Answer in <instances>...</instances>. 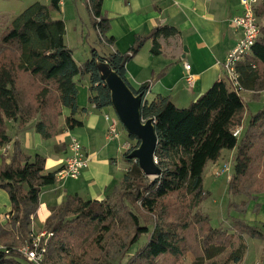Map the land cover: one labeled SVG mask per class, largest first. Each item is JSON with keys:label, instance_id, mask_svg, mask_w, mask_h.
<instances>
[{"label": "trees", "instance_id": "obj_1", "mask_svg": "<svg viewBox=\"0 0 264 264\" xmlns=\"http://www.w3.org/2000/svg\"><path fill=\"white\" fill-rule=\"evenodd\" d=\"M102 1L83 0L101 47L104 42L112 45V39L105 38L108 20L101 14ZM60 2L33 3L0 30V147L12 143L0 163V189L11 204L6 225H0V240L8 250L0 251V264L25 262L16 249L30 242L28 234L40 193L56 184L61 169L44 173L45 160L39 155L26 156L7 135V125L13 124L20 132L34 121L35 132L47 141L54 137L66 108L71 116L65 119V128L82 126L73 118L76 78H89L90 104L98 110L111 108L96 63H107L126 82L125 65L146 39H152L151 54L158 56V40L177 33L173 27H158L148 38L137 37L127 54L91 50L88 59L78 64L73 50L64 43V21L51 18V13L59 12ZM255 15L264 16V0ZM259 29L258 40L236 65L240 87L254 93L264 90V25ZM150 85L134 92L144 97ZM141 115L154 122L158 138L155 158L161 175L147 180L124 153L122 160L129 170L121 189L113 194L114 202L67 196L45 222L46 231L53 233L45 264H122L133 247L136 250L125 264H240L246 239L264 241V224L230 217V226L218 229L210 226L207 217L192 212L209 197L203 191L204 169L208 163H217L223 150L233 152L227 181L229 208L244 215L249 203L264 195V107L251 112L223 73L222 79L188 107L178 108L171 99L158 97L143 105ZM237 128L241 131L233 136ZM127 137L136 141V148L139 142ZM237 197L245 201L233 202ZM148 215L157 216L151 228L142 224ZM144 236L147 241L139 245ZM188 256L192 257L190 263L185 262Z\"/></svg>", "mask_w": 264, "mask_h": 264}, {"label": "crops", "instance_id": "obj_2", "mask_svg": "<svg viewBox=\"0 0 264 264\" xmlns=\"http://www.w3.org/2000/svg\"><path fill=\"white\" fill-rule=\"evenodd\" d=\"M47 3L48 0H45V3L41 4ZM76 5L84 10L82 15H86L87 26L91 28L83 0H61L59 12L51 13V18L64 21V39L67 19L63 15L70 14ZM260 6L261 0L256 9ZM73 12L72 19L75 21L79 19L84 24L79 14L76 16ZM241 12L240 0H103L101 14L108 20L105 38L112 39V45L103 46L102 49L105 54L114 52L127 54L137 37L148 38L158 27L175 28L176 35L169 38L161 37L158 40L160 45L158 56L151 54L152 39H146L138 53L126 63L125 79L127 85L135 92H138L142 85L151 83L143 97L144 103L150 104L156 98L162 97L171 99L178 108H186L215 82L222 79L221 63L241 37L240 31L234 29L231 20ZM262 18L264 19V16ZM76 29L74 26L73 30ZM81 38L88 39L89 34L84 36L81 33ZM67 47L73 50L74 59L75 49L68 45ZM185 64L190 65V73L196 77L192 88H188L185 81L188 74L184 68ZM75 81L77 111L73 118L82 126L73 130L65 128V119L71 116V111L66 108L62 109L54 137L47 141L35 132L34 121L20 132H16L13 124L7 125V135L18 142L26 156L33 159L39 155L45 160L44 173H52L62 168L67 157V145L72 138L79 141L89 158L87 168L81 172L77 180L57 178L55 185L42 189L35 219L30 226L34 231L42 230L51 215V210L63 203L67 196H77L84 201H103L114 194L125 174V168L120 167L119 143L106 139L107 124L103 115L110 113V108L98 110L89 103L88 77L76 78ZM242 93L244 97H241L250 111V106L254 103L259 106L261 97H264V90L257 93L250 91ZM7 146L10 151L12 143L0 147V163L1 157L6 154ZM224 151L220 157L224 155ZM228 153L230 157L233 156V152ZM217 164L219 161L215 164L208 163L203 178L207 169ZM261 196L264 195H259L254 203V206L255 204L260 206L259 212L249 224H264V203L260 201ZM240 201L239 197L235 198V203L239 204ZM254 206L249 205L246 214L252 211ZM10 211L8 194L0 189L1 226L6 225ZM242 219L246 221V218ZM250 241L252 246L246 244V252L240 264H253L256 261V264H264V241L252 239Z\"/></svg>", "mask_w": 264, "mask_h": 264}, {"label": "rangeland", "instance_id": "obj_3", "mask_svg": "<svg viewBox=\"0 0 264 264\" xmlns=\"http://www.w3.org/2000/svg\"><path fill=\"white\" fill-rule=\"evenodd\" d=\"M36 2L45 3V0H0V30H3L12 19H14L16 16L21 14L25 9H27L30 5ZM73 10H71L70 14L63 15L67 19L66 37L64 39L66 43L65 42L64 43L65 45L67 44L68 46H71L73 49H75L74 50V60L77 63L81 64L86 59H88V57L90 56L91 50H95L97 51L98 54H100L103 51V49L100 46V41H99L97 34L95 35L93 32L94 30L92 28L89 29L87 26L86 15L85 14L82 15V11L84 10L79 9L77 5L74 6ZM72 12H73V15H76V16H78L79 14L80 18L84 20L85 25L82 24L83 22L80 21L79 19L78 21L73 20L72 15H71ZM69 18L72 20H68ZM257 20H258L259 26L264 25L263 18L261 19L257 18ZM74 26L77 27L76 30H73ZM81 33H83L84 36L88 33L89 38L82 39ZM241 96L244 97V93H242ZM263 98L264 97H261V104L259 106H257L258 104L256 103H254L253 106H250V109L253 113H255L256 111L264 107ZM110 113L115 115L112 108H110ZM120 143L122 147L125 145V143L130 144L131 147H135L136 145V141L128 139L127 133L125 132L124 129L122 131V141H120ZM120 143H119V146H120ZM124 153H128V152L124 151V149L122 148V151L120 154L121 155L120 157L121 166L120 167L125 168V172H127V170H129V166L126 165V163L122 160V155ZM223 154L224 155L220 157L219 159V164L213 166L211 169H207V171L205 172L204 178H203V191L206 193H209V197H207L200 204V206L197 209L193 210L192 212L193 215L207 217L210 226L213 228H218V229L228 228L230 226V221H229L230 217L246 218V221L248 223H252V221L254 220V215L256 216L259 212L258 209L252 207V211L248 212L247 214H244L245 215L244 216V215H238L236 212L233 211V209L229 208L228 205H229L230 197L227 191V183H228L227 181L233 169V161L228 151L225 150ZM146 179L153 180L151 178H146ZM121 183L116 190L119 191L121 189ZM112 197H113V194L106 199L114 202L115 200ZM239 199L241 200L240 203L245 201L243 197H239ZM232 201L235 202V198H233ZM260 201L264 203V196L260 197ZM254 203L256 202H250L249 205L254 206ZM140 213L142 212L140 211ZM148 217L149 218L143 219L142 224L149 225L151 228L154 222L156 221L157 216L148 215ZM257 225H260V224H257ZM43 230H46L45 224L42 230H39V231H43ZM147 238L148 237L146 236L142 237L138 244L142 245L143 243L147 241ZM250 242H251L250 239H246V244L249 243L252 246V243ZM20 245L22 244H19V246ZM0 247H3L2 239L0 240ZM135 248L136 247H133L131 251L127 254V256L122 260V264H125L126 261L131 257V255L134 254L136 250ZM245 252H246V249H245ZM45 260H47V257L45 258ZM117 260L118 258L115 259V261ZM191 261H192L191 256H188L185 259L186 263H190ZM25 262H21V264H29ZM256 263L257 261L253 264H256Z\"/></svg>", "mask_w": 264, "mask_h": 264}, {"label": "built area", "instance_id": "obj_4", "mask_svg": "<svg viewBox=\"0 0 264 264\" xmlns=\"http://www.w3.org/2000/svg\"><path fill=\"white\" fill-rule=\"evenodd\" d=\"M258 3L259 0H240L242 12L239 16H236L231 20V24L234 29L240 31L241 37L235 47L228 53L225 60L221 63V67L228 81L235 91L239 93H242L243 90L238 82L236 65L249 54L251 48L260 36L258 20L255 15V9ZM104 46L109 47V45L105 42ZM184 68L188 72L185 78L186 84L188 88H192L196 77L190 73L189 64H185ZM103 118L107 124V141L120 143V141H122L123 129L118 118L111 113H105ZM240 131L241 129L237 128L234 131L233 136H238ZM122 148L128 153L135 149V147H131L130 144L127 143H125L122 147L120 143L119 149L121 151ZM8 151L9 147L7 146L5 153L7 154ZM88 163L89 158L85 150L78 140L72 138L67 145V157L64 160L62 168L57 174V178L77 180L81 172L87 168ZM28 238L30 239V242L19 246L16 249L17 253H19L29 264H44L48 247L53 238V233L46 230L34 231L33 229H30ZM0 251L8 253V250L4 247H0Z\"/></svg>", "mask_w": 264, "mask_h": 264}, {"label": "water", "instance_id": "obj_5", "mask_svg": "<svg viewBox=\"0 0 264 264\" xmlns=\"http://www.w3.org/2000/svg\"><path fill=\"white\" fill-rule=\"evenodd\" d=\"M101 81L109 91L110 106L127 135L135 138L138 146L127 154L134 160L143 176L155 179L161 170L155 159L158 138L152 119L143 120L141 110L145 104L142 94H136L105 62H97Z\"/></svg>", "mask_w": 264, "mask_h": 264}, {"label": "bare ground", "instance_id": "obj_6", "mask_svg": "<svg viewBox=\"0 0 264 264\" xmlns=\"http://www.w3.org/2000/svg\"><path fill=\"white\" fill-rule=\"evenodd\" d=\"M224 73V72H223Z\"/></svg>", "mask_w": 264, "mask_h": 264}]
</instances>
